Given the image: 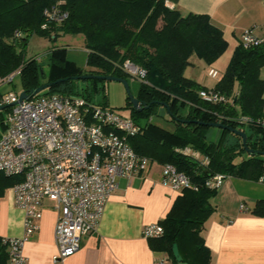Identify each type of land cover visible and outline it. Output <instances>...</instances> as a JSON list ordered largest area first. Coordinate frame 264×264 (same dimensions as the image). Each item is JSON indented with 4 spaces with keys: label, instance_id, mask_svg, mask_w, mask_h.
I'll return each mask as SVG.
<instances>
[{
    "label": "trees",
    "instance_id": "trees-1",
    "mask_svg": "<svg viewBox=\"0 0 264 264\" xmlns=\"http://www.w3.org/2000/svg\"><path fill=\"white\" fill-rule=\"evenodd\" d=\"M175 0H0V76L20 69L23 90H32L44 83L68 78L36 94L59 93L79 95L88 101L107 105L104 80H73L81 74H103L129 80L123 69L126 60L145 69L143 80L137 81L135 97L139 103L150 104L137 110L127 100L131 117L144 118L140 131L129 139L132 148L151 163H170L185 173L192 185L182 189L165 217L160 237L148 239L153 250L165 252L172 264L176 243L182 262L214 264L203 235L204 224L215 211L212 198L216 188L206 185L215 174L264 181V155H249L241 138L219 129L216 141L208 139L212 127L181 122L177 119L222 122L247 134V144L264 151V125L256 120L264 117V43L235 47L229 62L213 87H206L185 75L189 56L195 53L211 64L227 49L222 31L206 14L186 15L169 6ZM66 13L60 21L54 16ZM51 17V18H50ZM58 33L81 34L86 49L84 71L67 58L65 47L52 50L47 64L50 76L45 77L42 64L35 58L25 59L29 38L36 34L51 38ZM213 88L227 97L226 102L211 103L199 92ZM101 95V102L95 97ZM128 99V98H127ZM168 105L169 112L159 104ZM158 107L167 112L173 129L153 122ZM7 109H4L6 111ZM3 110L0 111L1 130ZM163 117V116H162ZM246 117L250 123H240ZM177 118V119H176ZM189 147L199 157L181 150ZM246 154V155H243ZM206 169V171H205ZM19 177L0 173V198ZM251 212L264 216V199L256 200ZM0 236V264H7L8 247Z\"/></svg>",
    "mask_w": 264,
    "mask_h": 264
},
{
    "label": "built area",
    "instance_id": "built-area-1",
    "mask_svg": "<svg viewBox=\"0 0 264 264\" xmlns=\"http://www.w3.org/2000/svg\"><path fill=\"white\" fill-rule=\"evenodd\" d=\"M51 17L60 21L66 13H51ZM240 41L243 47L256 46L264 43V35L246 30ZM123 69L137 81L146 74L145 69L128 60ZM20 71L0 76V87L12 82ZM208 74L219 77L216 69H210ZM18 94L0 92V105L16 101ZM199 95L211 103L228 100L213 88L202 89ZM6 109L0 133V173L19 177L10 190L14 205L23 212L22 235L2 238L8 247L7 264H28L23 244L39 229L45 199L52 200L58 212L54 227L58 251L54 261L71 256L79 250L81 237L96 230L119 178H131L149 168L150 160L137 153L129 142L139 133L140 126L132 117L79 95H34ZM239 121L250 123L246 117ZM256 123L264 125V117ZM181 150L200 156L189 147ZM160 173L161 183L175 191L192 187L188 176L170 163L161 165ZM223 178L215 174L206 185L217 189ZM162 234L159 222L142 228L146 239ZM168 260L165 254L155 264Z\"/></svg>",
    "mask_w": 264,
    "mask_h": 264
},
{
    "label": "crops",
    "instance_id": "crops-1",
    "mask_svg": "<svg viewBox=\"0 0 264 264\" xmlns=\"http://www.w3.org/2000/svg\"><path fill=\"white\" fill-rule=\"evenodd\" d=\"M169 6L182 15L192 12L209 16L227 41L224 53L229 54L222 63L228 64L243 32L264 35V0H175ZM189 74L192 77L186 76L199 82L193 71ZM260 75L264 77V68ZM160 172L161 165L151 163L140 175L119 178L96 230L81 237L77 252L57 261L54 227L58 212L53 202L45 199L39 229L23 244L28 264H155L166 253L149 246L142 228L164 218L179 194L161 183ZM259 199H264V181L223 178L212 198L215 211L203 229L214 264H264V216L251 212ZM22 233L23 212L14 205L9 188L0 198V236L19 237Z\"/></svg>",
    "mask_w": 264,
    "mask_h": 264
},
{
    "label": "rangeland",
    "instance_id": "rangeland-1",
    "mask_svg": "<svg viewBox=\"0 0 264 264\" xmlns=\"http://www.w3.org/2000/svg\"><path fill=\"white\" fill-rule=\"evenodd\" d=\"M65 47L67 49V58L73 62H76L84 71H87L90 67L85 64L86 57V49L84 46V38L81 34H70V33H58L54 37V35L49 37L32 35L25 47L24 50V58L31 59L35 58L42 64V72H44V76H50L51 69L47 64L49 56L53 49ZM228 51L219 56L215 61L211 64L205 63L202 59L198 58L195 53H192L189 56L190 64L187 66V70L185 71V75L190 76L189 73L193 71L194 77L197 76L200 78L199 82L207 85L208 87H213L215 83L218 81L220 75H222L227 62L222 63V59L228 56ZM229 61V60H228ZM204 62V63H203ZM210 69H216L219 72L218 78H212L209 76L208 72ZM192 77V76H190ZM104 83V91L105 99L108 107L112 108L113 111L123 115L130 116L131 108L127 105V93L124 85L119 81H103ZM129 88L131 93L135 96L138 82L129 78L128 80ZM23 90L22 78L20 75H16L12 82L6 83L0 87V92H16L20 93ZM96 101L101 102V95H97L95 97ZM98 104V103H97ZM157 114L152 116V121L160 124L161 126L171 129L172 122L167 121L168 114L163 107H158L156 110ZM3 115H5L6 111H2ZM163 116V117H162ZM4 117V116H3ZM131 117V116H130ZM134 120L138 123L143 124L145 122L144 118L134 116ZM3 126V124H2ZM243 130H248L246 127H241ZM1 124H0V133H1ZM219 137L218 128L212 127L208 133V139L216 141ZM246 155V154H243ZM7 195V191L5 192ZM51 202H53L51 200ZM54 203V202H53Z\"/></svg>",
    "mask_w": 264,
    "mask_h": 264
},
{
    "label": "water",
    "instance_id": "water-1",
    "mask_svg": "<svg viewBox=\"0 0 264 264\" xmlns=\"http://www.w3.org/2000/svg\"><path fill=\"white\" fill-rule=\"evenodd\" d=\"M73 80H77V79H81V80H88V79H99V80H104V81H119L121 82L125 89H126V93H127V98L128 101L131 103V106L137 110H141L142 108L148 107L150 104H145V103H139L138 99L131 93L130 88H129V84L128 81L122 77H117V76H112V75H103V74H81V75H75V76H71L70 77ZM68 78H61V79H57L54 80L52 82H48V83H44L32 90H22L19 94H18V99L16 101H13L11 103H7L4 105H0V111L6 109L9 106L18 104L19 102L23 101V100H28L31 97H33L34 95L40 93L41 91L51 87L52 85L59 83L61 81L67 80ZM159 104H161L162 106H164L167 110V112H169V108L168 105L159 101ZM177 119V118H176ZM180 120L181 122H188V123H197V124H201V125H205V126H209V127H214V128H219V129H223V130H227L237 136H239L241 138V144L244 148V150L246 151V153H248L249 155H264V151H260V150H256L254 148H251L248 146L247 144V134L245 131L230 126L228 124H224L222 122H204V121H199V120H185V119H177ZM206 171V169H205ZM172 254L173 257L175 258L176 262L178 264H186L185 262H182L181 256L179 255L178 252V248L176 243L172 244Z\"/></svg>",
    "mask_w": 264,
    "mask_h": 264
}]
</instances>
